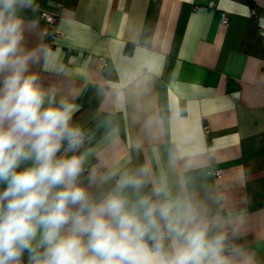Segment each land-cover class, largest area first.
Masks as SVG:
<instances>
[{"label": "crops", "instance_id": "1", "mask_svg": "<svg viewBox=\"0 0 264 264\" xmlns=\"http://www.w3.org/2000/svg\"><path fill=\"white\" fill-rule=\"evenodd\" d=\"M17 18L28 73L77 106L93 198L146 167L141 194L194 203L226 264H264V0H31Z\"/></svg>", "mask_w": 264, "mask_h": 264}, {"label": "clouds", "instance_id": "2", "mask_svg": "<svg viewBox=\"0 0 264 264\" xmlns=\"http://www.w3.org/2000/svg\"><path fill=\"white\" fill-rule=\"evenodd\" d=\"M29 6L0 0V264H226L225 235L210 234L194 203L161 188L141 194L148 168L98 199L82 185L90 153L76 154L77 106L28 73L17 10Z\"/></svg>", "mask_w": 264, "mask_h": 264}, {"label": "built area", "instance_id": "3", "mask_svg": "<svg viewBox=\"0 0 264 264\" xmlns=\"http://www.w3.org/2000/svg\"><path fill=\"white\" fill-rule=\"evenodd\" d=\"M253 14L255 16H257V9H253ZM43 20L45 22V24L47 25V36L50 37V41H53L55 38H59L62 36V33L60 32V30L58 29V17L54 14L51 13H44L43 14ZM229 16L225 13L223 14L221 23L223 25L228 24L229 23ZM100 60L103 62V65H106V60L105 58L101 57ZM83 145L81 146V148L78 150H82ZM216 176L217 177H221V171H217L216 172ZM231 230L228 229L227 233H230Z\"/></svg>", "mask_w": 264, "mask_h": 264}]
</instances>
